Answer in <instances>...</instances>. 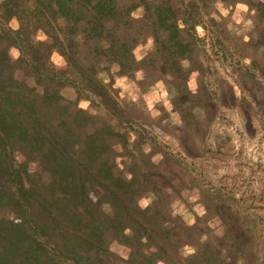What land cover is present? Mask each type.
<instances>
[{"label":"trees","instance_id":"trees-1","mask_svg":"<svg viewBox=\"0 0 264 264\" xmlns=\"http://www.w3.org/2000/svg\"><path fill=\"white\" fill-rule=\"evenodd\" d=\"M220 51L264 81V0H0V264H258L255 219L147 199L148 138L116 85L210 111Z\"/></svg>","mask_w":264,"mask_h":264},{"label":"rangeland","instance_id":"rangeland-1","mask_svg":"<svg viewBox=\"0 0 264 264\" xmlns=\"http://www.w3.org/2000/svg\"><path fill=\"white\" fill-rule=\"evenodd\" d=\"M243 17L244 7H238L233 14L235 29ZM233 54L225 57L220 51L207 72L210 111L190 109L172 87L159 88L152 79L144 86L129 79H119L116 85L134 127L148 138L141 145L145 154L140 160L149 171V177H143L144 186L150 185L147 199H159L174 220L188 209L203 210L199 200L206 193L236 220L255 219L262 242L258 264H264V81L259 74L242 71L250 66L249 59ZM192 77L197 90L200 77ZM218 189L225 191L226 199L215 194ZM183 218L188 220L189 213ZM118 248L112 245L115 251Z\"/></svg>","mask_w":264,"mask_h":264}]
</instances>
